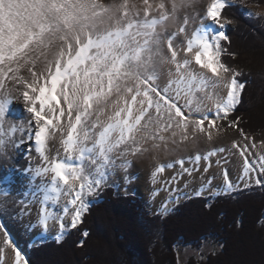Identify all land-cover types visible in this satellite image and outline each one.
Segmentation results:
<instances>
[{
	"label": "snow or ice",
	"instance_id": "obj_1",
	"mask_svg": "<svg viewBox=\"0 0 264 264\" xmlns=\"http://www.w3.org/2000/svg\"><path fill=\"white\" fill-rule=\"evenodd\" d=\"M228 3L0 0V156L25 145L29 160L33 151L39 157L19 170L28 182L17 201L20 215L38 205V225L45 232L50 222L57 225L59 241L83 222L88 197L117 168L126 171L129 157L175 145L177 137L214 138L217 120L235 111L245 88L240 72L222 59L229 37L221 13ZM21 99L26 122L10 119V106ZM249 147L256 145L233 144L244 160V187L252 173L264 174V156L250 163ZM222 176L223 191L231 192L227 170ZM254 182L264 184V176ZM13 191L0 180V207ZM9 247L14 264H29L0 222V255Z\"/></svg>",
	"mask_w": 264,
	"mask_h": 264
},
{
	"label": "trees",
	"instance_id": "obj_2",
	"mask_svg": "<svg viewBox=\"0 0 264 264\" xmlns=\"http://www.w3.org/2000/svg\"><path fill=\"white\" fill-rule=\"evenodd\" d=\"M221 17L236 24L226 29L229 41H222L225 63L233 67L245 53L264 54L262 17L244 14L238 2L228 4ZM238 79L245 88L227 119L236 120L243 132H253L264 126L263 75L242 71ZM212 198L187 197L169 215L149 216L138 196L104 186L83 222L62 241L53 238L30 248L29 264H264V184ZM118 222L132 228L131 233ZM104 226L112 234L103 235ZM210 238L219 242L217 252L180 260L179 246H200Z\"/></svg>",
	"mask_w": 264,
	"mask_h": 264
},
{
	"label": "bare ground",
	"instance_id": "obj_3",
	"mask_svg": "<svg viewBox=\"0 0 264 264\" xmlns=\"http://www.w3.org/2000/svg\"><path fill=\"white\" fill-rule=\"evenodd\" d=\"M132 2L138 6H142V1L140 3V0H132ZM174 26V24H170L169 28L171 29ZM28 116L29 114L24 108L22 99L14 101L13 105L10 106V119L26 122ZM194 139L195 138L190 137L187 141H180L182 144L180 146H185L186 148L195 147ZM177 140L179 142V138H177ZM234 143L238 145H251L255 143L256 147H249L248 151L245 153V155L249 157L250 163L255 160L258 164L257 158L259 156H264V145L257 143V141L242 143L232 140L220 145H212V143H210L211 145L208 144L203 151L194 149L193 151L186 152V154L181 153L175 158L162 159V161L159 160L154 169L151 168L153 159L149 158L147 160V157L144 156L136 160L135 173L133 174L138 176L136 179L138 194L141 195L142 200L149 208L166 214L173 209L175 204H177L185 194L196 195L197 191H200L201 194L207 191L224 192L221 187L223 183L222 173L224 170H227L228 178L235 186L234 189L240 186L242 187L244 181L239 177L242 175L244 160L240 155V150L238 148H233ZM170 146L172 145L168 147ZM218 148H223L225 151L223 153L217 152V154L211 158H205L208 151ZM197 154L201 155L199 161L194 159ZM31 157V160H29V153L25 145H21L18 151L9 148L6 156H0V180H3L5 185L12 184L16 192H26L28 190V182L25 173L19 170L26 169L29 163L35 166V164L39 162L38 154H36L35 151L31 153ZM190 157H192V159H189ZM180 159L185 161L183 166L177 163ZM217 160H220L219 164L216 163ZM209 164L211 165L210 167H208ZM160 165H165L164 170L162 172H156V169ZM12 166H17L15 170L16 176L11 175ZM206 167H208L207 172L204 171ZM185 169L188 171H185ZM251 175L253 179L249 183H254L255 179L260 177L259 172L252 173ZM213 176L215 178L211 180V187H209L207 181ZM54 207L57 208V206ZM37 209L38 205L33 204L31 206V214L25 213L21 215L22 219L20 225L13 230H11L5 223V220L0 217V222L4 223L5 228L14 242L16 236L26 237V239L33 241L36 239L45 241L56 237L58 232L53 230L52 222H50L46 232L38 225ZM19 212L21 213V207ZM6 250L10 252L9 254H11V256L14 254V250L11 249V247ZM0 264H12V261L6 260Z\"/></svg>",
	"mask_w": 264,
	"mask_h": 264
},
{
	"label": "rangeland",
	"instance_id": "obj_4",
	"mask_svg": "<svg viewBox=\"0 0 264 264\" xmlns=\"http://www.w3.org/2000/svg\"><path fill=\"white\" fill-rule=\"evenodd\" d=\"M141 1L142 0H140V3H141ZM261 1L262 2H260L259 0H240V1L229 0L228 4L238 2V5L240 6V8L244 12V14H246L248 16H252V17H262V19L264 20V0H261ZM150 2H153V0H150ZM222 20L227 21V23H225V27L223 29L225 32H226V29L228 27H230V26L235 27L236 26L235 22H233V21H230V20H227L224 18H222ZM263 28H264V25H263ZM260 41H261V39H260ZM263 51H264V49H263ZM232 68L238 70L240 73L242 71L249 72V73L252 72L253 74L254 73H257V74L260 73V75H263V79H264V54L261 53V55H260L257 52L256 53H245L244 55H242L240 63L233 65ZM217 125L221 126V127L219 128L218 133L214 134V138L211 141H209V140H206L203 136L196 137L193 140L195 143V147H192V148H186L185 146L182 147V146H180L182 144L179 141L175 145H172V146L167 147V148L162 147L160 149H155L151 152H147L143 155H137L135 157H129L128 163L126 165V171L117 168L115 170L114 174L109 177L108 183L105 186L106 187L109 185L114 186L116 188L117 192L118 193L120 192V194L132 193V194L138 196L141 203L143 204L144 208L147 210L149 216H155V215L159 214V215H162L163 217H165V216L169 215L173 211L175 206L173 207V209L170 212L166 213L167 214L166 215L165 213H161L160 211H154L151 208H149L145 204V202L142 200L141 195L138 194L137 187H136V182H137L136 179L138 176L133 175L135 173L134 169H135V165H136V163H135L136 160L138 158H142L144 156L147 157V160L149 158H152L153 160L151 162V168L154 169L155 166L158 164L157 161H159V160L162 161V159L175 158V157H177V155H179L181 153L186 154V152L193 151L194 149L203 151V149H205L208 144L211 145L210 143H212V145H220L222 143L228 142L229 140L230 141L232 140V141H240L242 143L243 142L247 143V142H256L257 141V143L261 144V141L264 140V126H262L261 128L257 129L256 131H253V132L248 131V132L242 133L240 131L241 129L238 126H235V125L229 126L228 119L227 120H217ZM245 136H247L249 139L246 140ZM261 145H264V144H261ZM118 163H120V162L118 161ZM16 168H17V166L11 167V173H12L11 175L16 176V171H15ZM259 176L261 177V173H259ZM256 185L257 184H255V182L250 183V186H256ZM102 188L95 195L88 197V201L90 202L89 204L96 201V197L99 195ZM242 188H246V187H244V185H243L242 187L240 186L239 188L234 189L231 192L238 191L239 189H242ZM231 192H227V193H231ZM227 193L226 192L207 191L206 193H202L201 196L212 195L213 198L211 199V201H213L214 197L221 195V194H227ZM194 196H197V195L185 194V195H183V198L177 202V204L182 202L187 197H194ZM22 199H24V196L22 195L21 191H19V192L13 191L12 194H10L6 198L4 205L2 207H0V217H2L5 220V223L8 225V227L11 230L15 229V227L20 225L22 216L20 215L19 211H20L21 206L17 203V201L22 200ZM57 209H59V205H57ZM118 225L122 228L125 227V225L123 226V223H121V222H118ZM52 228H53V230H56L58 232V226L57 225L53 224ZM124 229H126L129 234L131 233L132 228H130V231H129V228L125 227ZM68 230L64 234L63 238L67 234ZM102 230H103V235H110L113 232V229L108 230L105 228V226L102 227ZM133 234H135V233H133ZM62 239H60V240H62ZM103 239H104V237L102 236V240ZM40 242H42V240H40V239H36L33 241V240L26 239V237H18V236L15 237V244L22 250V252L26 255L27 258L29 256L30 248L34 245L39 244ZM92 242H96V241H92ZM101 242H102L101 240L97 241L96 245H99V243H101ZM97 248H99V247H97ZM219 249H220L219 242L213 238H210V239L204 241V243L200 246L181 245L177 248V251H178L180 260L182 262H186L190 258L203 259L209 253L217 252ZM5 250H4L3 255H0V263L4 262L6 260H9V261H12V264H14V254H12V256H11V254H9L10 252H8L7 250H6L7 251L6 252Z\"/></svg>",
	"mask_w": 264,
	"mask_h": 264
},
{
	"label": "water",
	"instance_id": "obj_5",
	"mask_svg": "<svg viewBox=\"0 0 264 264\" xmlns=\"http://www.w3.org/2000/svg\"><path fill=\"white\" fill-rule=\"evenodd\" d=\"M167 215V214H166Z\"/></svg>",
	"mask_w": 264,
	"mask_h": 264
}]
</instances>
